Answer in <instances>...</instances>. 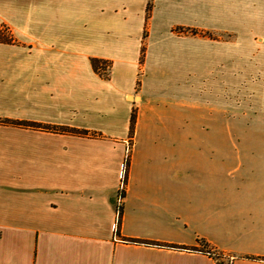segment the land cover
Returning <instances> with one entry per match:
<instances>
[{"label": "crops", "instance_id": "obj_1", "mask_svg": "<svg viewBox=\"0 0 264 264\" xmlns=\"http://www.w3.org/2000/svg\"><path fill=\"white\" fill-rule=\"evenodd\" d=\"M257 26L261 109L237 130L205 74L234 73ZM4 29L0 264H264V0H0Z\"/></svg>", "mask_w": 264, "mask_h": 264}, {"label": "rangeland", "instance_id": "obj_2", "mask_svg": "<svg viewBox=\"0 0 264 264\" xmlns=\"http://www.w3.org/2000/svg\"><path fill=\"white\" fill-rule=\"evenodd\" d=\"M256 30V31H255ZM254 32L242 35L241 40H236L237 57L234 73H214L205 74V76L220 77L219 90H210L207 88L204 92L205 110L207 105L212 109L225 107V111L230 110L235 115V128L242 130L245 125L244 114L260 112V42L259 26L254 27ZM6 35L11 33L4 29ZM154 67L153 59H150L148 68ZM204 75V74H203ZM149 81H153L152 76L148 77ZM152 83V82H148ZM218 84V82H217ZM216 84V85H217ZM215 85V86H216ZM212 111V110H211ZM236 143H242V137L236 138ZM127 160V159H126ZM126 162V161H125ZM217 259L224 263L231 264L229 257H224L221 253L215 251ZM221 254V256L219 255ZM220 257V258H219Z\"/></svg>", "mask_w": 264, "mask_h": 264}, {"label": "trees", "instance_id": "obj_3", "mask_svg": "<svg viewBox=\"0 0 264 264\" xmlns=\"http://www.w3.org/2000/svg\"><path fill=\"white\" fill-rule=\"evenodd\" d=\"M152 9V3L151 1L149 2V6H148V15H150ZM177 33L180 34H184V33H189L192 35H201L203 37H210L212 39H217L212 33L210 32H203V31H199L196 29H192V28H180V29H176L175 30ZM0 42L3 43H12L13 42V38L12 36L6 35L5 33H0ZM145 61V46H143L142 49V55H141V64L143 65ZM107 63L105 61L99 60V59H92V65L95 69V71L99 70V68H103ZM103 74V73H101ZM105 75V74H103ZM140 81H138L139 83ZM8 124H14V125H20V126H25V127H33L36 129H49V130H54V131H58V132H64V133H72L75 135H89V133L87 131H80L77 129H73V128H68V127H58V126H47V125H43V124H36V123H28V122H20V121H5ZM136 123H137V114H136V110L133 111L132 114V118H131V127H130V137L131 139L134 137V133H135V128H136ZM127 165L129 167V162H130V155L128 154L127 156ZM127 182V178L125 181V184ZM121 195L123 197H125V190L122 191ZM120 222H121V217L123 214V208L121 207L120 210ZM127 241H134L133 239H126ZM136 242L138 240H135ZM199 242L201 243V245H207L205 244V242L203 240H199ZM155 242H152L151 244H154ZM157 244V243H155ZM171 248H183V249H192V250H199L196 247H186V246H177V245H168ZM204 249V248H203ZM205 252H207L210 255H213V251L210 248H205L204 249ZM221 256V254H219ZM215 257H217L216 253L214 254ZM220 258V257H219ZM256 259H261L264 260V258H256ZM223 264H225L223 261H221Z\"/></svg>", "mask_w": 264, "mask_h": 264}, {"label": "built area", "instance_id": "obj_4", "mask_svg": "<svg viewBox=\"0 0 264 264\" xmlns=\"http://www.w3.org/2000/svg\"><path fill=\"white\" fill-rule=\"evenodd\" d=\"M120 169H121L120 175H121V179H122L120 193H122V191L125 190V186H126L125 181H126V178H127V175H128V169H129V167L127 165V162L123 163L121 165ZM123 198L124 197L122 195H120L119 201H118V210H120V208L122 207ZM118 213H119L118 220L113 224V228L115 230L118 229V226L120 224V212H118Z\"/></svg>", "mask_w": 264, "mask_h": 264}]
</instances>
